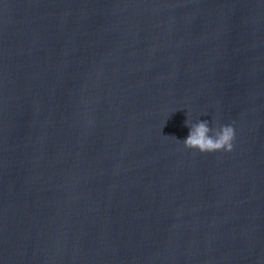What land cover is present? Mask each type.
<instances>
[{
  "label": "water",
  "instance_id": "95a60500",
  "mask_svg": "<svg viewBox=\"0 0 264 264\" xmlns=\"http://www.w3.org/2000/svg\"><path fill=\"white\" fill-rule=\"evenodd\" d=\"M0 264H264V0H0Z\"/></svg>",
  "mask_w": 264,
  "mask_h": 264
},
{
  "label": "clouds",
  "instance_id": "9594fccd",
  "mask_svg": "<svg viewBox=\"0 0 264 264\" xmlns=\"http://www.w3.org/2000/svg\"><path fill=\"white\" fill-rule=\"evenodd\" d=\"M186 125L190 128V132L183 141L185 148L199 150L202 153L233 151V142L236 138L233 126L217 125L216 128H212L206 120H199L196 123L187 120Z\"/></svg>",
  "mask_w": 264,
  "mask_h": 264
}]
</instances>
